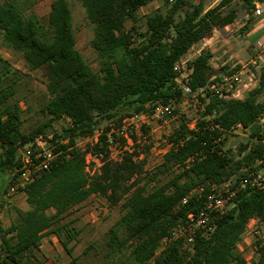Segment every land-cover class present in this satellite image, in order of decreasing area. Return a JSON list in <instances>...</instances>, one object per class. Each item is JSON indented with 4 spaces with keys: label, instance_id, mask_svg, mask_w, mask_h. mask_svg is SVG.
Returning a JSON list of instances; mask_svg holds the SVG:
<instances>
[{
    "label": "trees",
    "instance_id": "16d2710c",
    "mask_svg": "<svg viewBox=\"0 0 264 264\" xmlns=\"http://www.w3.org/2000/svg\"><path fill=\"white\" fill-rule=\"evenodd\" d=\"M79 1L94 27L91 46L101 60L98 73L90 69L75 48L71 13L65 0L50 3L49 40L42 36L32 17H23L17 0L0 1L2 44L22 55L27 70L45 68L48 94L42 108L47 122L31 135L23 134L20 109L10 103L17 93L14 69L0 58V196L12 184L8 172L17 165L19 147L43 135L51 122L62 117H68L73 124L52 133L50 142L58 156L24 190L27 210H16V222L6 228L0 223V264H42L38 258L41 239L49 234H54L64 252L72 256L69 244L77 231L70 221L62 220L92 195L103 197L110 206L120 204L121 215L107 233V264H146L168 230L197 209V195L191 194L187 204L181 205L184 197L198 187H203L206 194L210 185L236 181L241 170L264 151L254 141L250 151L245 145L240 150L242 158L234 159L213 144L215 134L202 130V123L199 130L192 131L182 122L170 137L172 147L150 175L148 182H156L147 191L145 185H140L144 161L134 160L136 153H125L119 161L109 160L106 147L109 124L118 128L133 114L151 113L152 103L175 99L179 93L175 91L174 66L194 45L210 38L214 30L242 19L244 13L252 15L253 3L264 0H241L243 12L233 7L235 0H219L206 9L205 0H198L195 5L191 0H164L165 12L146 18L145 31L136 43L125 24L136 20V12L145 0ZM211 57L210 52L201 51L189 63L190 91L205 88L226 73L224 67L215 70L210 66ZM263 90L264 71L257 86L241 99H223L206 89L204 115L215 114L214 122L222 130L235 125L249 127L264 111ZM103 123L98 143L92 148L102 153V164L100 171L88 178L86 151L76 146V140L92 135ZM251 134L258 141L264 139V132L259 129ZM163 174L173 176L163 183L157 181ZM252 218L264 225V192H241L209 235L196 238L190 249L173 243L153 264H247L235 249ZM257 252L255 264H264V245ZM75 263L73 258L70 264Z\"/></svg>",
    "mask_w": 264,
    "mask_h": 264
},
{
    "label": "rangeland",
    "instance_id": "374dc122",
    "mask_svg": "<svg viewBox=\"0 0 264 264\" xmlns=\"http://www.w3.org/2000/svg\"><path fill=\"white\" fill-rule=\"evenodd\" d=\"M65 1L71 13L72 34L75 39V48L82 55L90 69L98 73L101 60L91 46L94 27L88 22L85 9L79 0ZM167 1L168 3H173L175 0ZM51 2L52 0H17L19 10L23 17H32L37 22L42 36L48 40L51 37V31L47 17ZM197 2L198 0H191L192 5L197 4ZM217 2L216 0H205L203 6L206 9L215 6ZM232 5L241 12L245 11L241 0H235ZM165 10L166 6L164 0H145V3L136 12V20L127 21L125 30L133 32L134 42L135 40L137 41V39L140 40L139 34H143L145 31L146 18L156 12L163 13ZM248 17L251 18V21H249L247 25L238 29L234 28L232 32H228V44L223 41L221 43H216V45L212 47V55L213 60L215 59V65L217 67L226 68L227 74L238 72L241 67L240 64H247V74H253L255 77L259 78L261 72L264 71V50L256 43L262 32H256L259 31L256 30V33L250 40H241V37L246 33L245 31L241 34V29L245 28L247 31H251L255 30L256 27L264 28V21L261 17H255L253 14L248 15ZM196 49L198 48H194V50H191L189 53H194ZM202 50L204 49L202 48ZM0 58L14 69V81L16 82L17 93L10 99V103H16L18 105L20 109V118L22 120L21 132L29 136L33 133L35 128L47 122V118L42 113V108L48 100L46 90L47 80L44 76L45 68L33 71L27 70L22 55L5 47L1 42V38ZM250 60H253L254 63H250ZM237 63L239 64L237 65ZM242 78L245 79V75H243ZM246 93L247 92H244L241 97L243 98ZM263 98L264 90L261 99ZM145 113L150 114L149 112ZM196 117L202 118L204 114L200 115L189 103L187 97L179 95L175 100L173 116L163 121L148 117L144 121L138 122L135 130L129 135L130 142L128 143L127 140L119 138L116 140L118 144H116V146H111V151H109L106 142L107 151L109 152L108 157L112 159H121L125 153H136L134 160L144 161V170L143 175L140 176V185H145L147 191H149L156 181L148 182V179L162 163L165 152L172 147L170 141L171 135L182 122L189 124ZM64 119L65 118L62 117L59 120L51 122L43 135H52L53 132H59L63 127L66 128V122L63 121ZM60 121L63 122L61 123ZM123 121L121 122L122 124H120L121 126L123 125ZM104 126L105 123H103L100 129L95 131L92 135L76 140V146L80 150L86 151L84 157H87L86 160L90 170L95 167V163L92 162L94 156L96 154L102 155V153L94 152L92 148L98 143V137ZM108 126L110 127V131L106 135L115 138L114 132L121 126L118 128L115 127V124H109ZM254 141L258 142V138L257 136H252L250 132L246 135L229 134L225 138L223 151L228 152L234 159H240L243 156V153L240 152L241 148L245 145L248 148L251 147ZM113 143L116 142L113 141ZM145 173L149 175L145 176ZM171 176H173V174L159 175L157 181L163 183ZM196 189L191 191L192 195L194 194L193 191ZM24 203L23 194H18L11 200H6L4 194L0 196V223L3 228L16 222V210L25 211L23 209L26 207ZM120 215V204L110 206L103 197L93 195L85 201L84 204L73 209L68 217L63 218L62 223L70 221L72 223L71 227L74 231H77L75 240H73L74 243L72 244L73 253L71 257L76 258L75 264H107V260L104 257L107 251V233L109 228L119 219ZM87 247H90L89 251L84 254V250ZM47 255L52 261L54 260V264H67L70 260L65 253L58 255L56 252L50 251ZM257 260L258 258H249L248 264H255Z\"/></svg>",
    "mask_w": 264,
    "mask_h": 264
},
{
    "label": "built area",
    "instance_id": "2783aa9c",
    "mask_svg": "<svg viewBox=\"0 0 264 264\" xmlns=\"http://www.w3.org/2000/svg\"><path fill=\"white\" fill-rule=\"evenodd\" d=\"M252 14L255 17H261L264 21V2H254ZM247 18L248 15L244 13L242 19L224 27L225 32L228 33L234 28L238 29L242 27L243 21ZM257 44L262 50H264V38L260 39ZM251 63L254 62L252 61ZM213 65L210 63L212 68ZM240 65V72L238 71L229 75L227 73L222 74L220 77L216 78L217 80L213 84L196 92H192L188 87L192 68L189 63L180 60L174 66L175 91L179 93L180 96L187 97L189 103L200 115L204 114L203 98L205 97L204 94L206 89H209L215 95H218L223 99H241L242 92L252 91L257 86L258 78L253 74H247L248 65ZM243 75H245V79L242 78ZM177 97L168 102L156 101L152 103L150 105V114L140 112L124 119L123 125L114 132L115 138L106 135V142L109 151H111L112 145L116 146V144H118L116 140L119 138H123L129 143V135L135 130L138 122L144 121L148 117L163 121L166 118L173 116L175 100ZM64 118L63 121L66 122V127L71 128L73 126L71 120L68 117ZM214 119L215 114H210L204 115L202 118L196 117L189 124L184 123L188 129L192 131L199 130L198 124L202 123V130L215 134L212 142L221 148L222 151L225 142L224 138L229 134L246 135L255 129L264 132V111L258 114L255 122L249 127L235 125L229 130H222L214 122ZM51 137L52 135H37L33 138L32 142L17 149V165L8 172L12 184H10L4 194L6 200H11L18 194H24V190L34 180L35 176L42 171L48 170L51 164L56 160L58 153L55 152V146L50 142ZM113 141L116 143H113ZM258 142L264 148V139H261ZM250 150L251 147L248 148V151ZM86 158L85 173L88 178H91L100 171L102 155L96 154L94 156L92 162L95 163V167L91 170L88 168ZM109 160L119 161L120 159H112L109 157ZM246 190L264 192V151L260 156L253 158L249 165L241 170V174L236 181H227L220 186L210 185L206 194H204L203 187H198L193 191V195H197V209L189 212L181 224L168 230V232L160 239L152 259L146 264H153L154 259L173 243H180L184 248L190 249L196 238L209 235L214 230L217 220L225 215L230 209L236 196ZM191 194L192 193L181 200V205L187 204ZM250 232L254 241V249L258 251V249L264 245V228L254 224L251 227Z\"/></svg>",
    "mask_w": 264,
    "mask_h": 264
},
{
    "label": "crops",
    "instance_id": "0c3cea01",
    "mask_svg": "<svg viewBox=\"0 0 264 264\" xmlns=\"http://www.w3.org/2000/svg\"><path fill=\"white\" fill-rule=\"evenodd\" d=\"M218 0H216L217 2ZM249 18V17H248ZM246 19L245 21H243V26L247 25L249 23V19ZM251 19V18H250ZM251 21V20H250ZM260 27H256L255 30H245L242 31L241 29V34H243L242 32H245L246 33L241 37V40H250V38L252 36H254V34L256 32H262L260 34V37L259 39H257V43L260 41V39L264 38V28H260ZM256 30H259V31H256ZM231 32L233 31L230 30ZM256 31V32H255ZM228 33L225 32L224 28L220 29V30H214L211 37L208 38V39H205V40H202L200 41L199 43H197L196 45H194L189 51L188 53L181 59L182 62H186V63H190L192 60H194L197 55L201 52V51H208L211 53L212 55V47L216 45V43H221L223 41H225L226 44H228ZM256 43V44H257ZM194 48H198L196 49V51L194 53H189L191 50H194ZM202 48L204 50H202ZM235 58V57H234ZM237 58V57H236ZM215 60V59H214ZM213 60V55L212 57L210 58V63L213 65V69L215 70H219L221 69L220 66H216L215 65V61ZM253 60H250V63L252 62ZM239 63H237L238 65ZM235 65V66H237ZM247 65V64H246ZM226 72V71H225ZM222 74H226V73H222ZM222 74L218 75L217 77H220ZM243 94V92H242ZM24 195V194H23ZM93 196V195H92ZM24 201H25V195H24ZM25 206L23 209L24 210H27V204H26V201H25ZM84 204V203H82ZM81 204V205H82ZM22 211V210H21ZM254 224H257L259 226H262L263 225L256 219V218H252L250 219L247 224H246V228L244 230V232L240 235V239L238 241V243L236 244V249H235V252L236 254L240 255L244 260L245 262L248 264V259L249 258H259V254L258 252L254 249V241L252 239V235H251V232H250V229L251 227L254 225ZM74 243V241L72 240L69 244V246H73L72 244ZM73 248V247H72ZM50 251H54L56 252V254H64V249L62 247V245L60 244V242L58 241L57 237L54 235V234H49V235H46L44 236L42 239H41V245H40V250H39V254H38V258L40 260H42V264H54V260L52 261L50 259V257L47 255V253H49ZM64 252V253H63ZM72 253H73V250H72ZM65 255L70 259L68 261L67 264H70L72 259L71 258L72 256H68L66 253ZM251 256V257H250ZM55 258V256H54Z\"/></svg>",
    "mask_w": 264,
    "mask_h": 264
}]
</instances>
